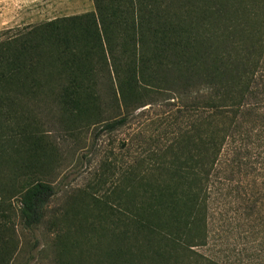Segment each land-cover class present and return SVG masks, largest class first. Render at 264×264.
<instances>
[{
  "label": "trees",
  "instance_id": "16d2710c",
  "mask_svg": "<svg viewBox=\"0 0 264 264\" xmlns=\"http://www.w3.org/2000/svg\"><path fill=\"white\" fill-rule=\"evenodd\" d=\"M93 3L89 13L0 32V264L15 250L11 201L32 230L56 194L43 176L39 109L56 102L94 117L105 71L118 112L143 106L151 90L180 103L177 137L149 155L143 201L134 199L108 263L197 264L218 193L237 191L264 223V0ZM120 116L102 130L125 126ZM138 181L128 179L133 197Z\"/></svg>",
  "mask_w": 264,
  "mask_h": 264
},
{
  "label": "rangeland",
  "instance_id": "374dc122",
  "mask_svg": "<svg viewBox=\"0 0 264 264\" xmlns=\"http://www.w3.org/2000/svg\"><path fill=\"white\" fill-rule=\"evenodd\" d=\"M94 10L93 0H0V32ZM96 86L101 101L90 119L56 102L39 109L37 125L48 151L42 171L56 194L42 223L32 230L22 224L18 199L11 201L8 223L15 250L9 264H109L119 234L129 228L126 222L134 199L143 201L141 185L149 155L177 137L178 95L151 90L144 107L118 112L109 103L112 85L106 71ZM184 103L188 105L190 99L185 97ZM117 115L126 116L128 123L112 132L102 130L101 122ZM133 175L139 177L135 187L140 183L134 197L128 192ZM229 192L210 200L209 244L196 249L205 258L194 260L197 264H264L263 220L237 198V191Z\"/></svg>",
  "mask_w": 264,
  "mask_h": 264
}]
</instances>
